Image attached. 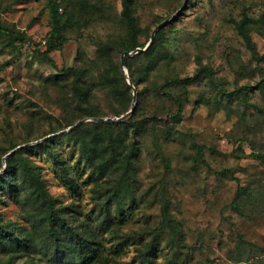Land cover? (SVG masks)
Here are the masks:
<instances>
[{
  "label": "rangeland",
  "instance_id": "obj_1",
  "mask_svg": "<svg viewBox=\"0 0 264 264\" xmlns=\"http://www.w3.org/2000/svg\"><path fill=\"white\" fill-rule=\"evenodd\" d=\"M80 2L82 9L89 11V24L81 31L70 29L64 47L50 52L53 64L40 52L46 49L53 28L50 0H0V25L24 32L28 38L11 41L7 33L0 35V62L10 63L0 72V144L20 143L13 148L18 149L59 135L69 127L58 129L68 120H74L73 124L82 119L85 120L80 124L96 121L92 116L76 119V93L71 81L59 73L62 67L80 64L78 56L83 51L92 58L95 41L124 32V0ZM132 3L140 26L146 29L140 36L142 42L147 45L153 30L166 19L162 28L171 37L161 48L149 81L140 84V88L154 80L165 89L167 77L194 74L201 62L210 65L214 80L205 78L188 86L189 99L177 126L186 134L169 141L164 140L163 129L169 110L175 109L173 101L144 92L143 111L149 116L158 114L160 121L154 132L137 137L138 149L130 156L132 164L127 175L134 200L124 187L118 192L124 200V220L117 199L109 202L116 221L111 227L114 231L117 228L121 236L129 234L135 242L127 245L121 258L144 264L138 261V248L145 249L154 240L159 250L158 264L174 259H179L177 264H264V205L257 209L245 205L239 211L231 204L239 186L252 191L257 200L264 198V163L251 155L264 154V59L256 58L264 55V0ZM242 19L250 42L236 27L235 21ZM123 52H116L117 60H121ZM82 64L88 68L87 84L97 82L98 68L88 59ZM144 65L143 58L135 61V68ZM128 71L131 76L129 68ZM131 85L133 95L137 90L136 107L138 89L134 83ZM222 88L235 93L223 94ZM84 104L108 113L105 117L121 115L113 113L118 104L103 88H95ZM132 104L133 100L131 107ZM187 134L203 145L202 156ZM69 144L64 142V158L74 166L78 152L71 151ZM4 156L0 173L7 167ZM30 156L42 165V176L56 206L67 214L65 206L71 205L72 198L55 176L53 161L37 151ZM116 163L108 162L101 171L89 161H79L76 177L82 193L75 204L88 218L114 193L110 186L122 171ZM7 200V204H0V213L26 224L20 205L9 197ZM166 215L178 226L176 230L167 225ZM102 233L110 247L115 232ZM2 255L3 262L7 255ZM13 264L52 263L35 251Z\"/></svg>",
  "mask_w": 264,
  "mask_h": 264
},
{
  "label": "trees",
  "instance_id": "obj_2",
  "mask_svg": "<svg viewBox=\"0 0 264 264\" xmlns=\"http://www.w3.org/2000/svg\"><path fill=\"white\" fill-rule=\"evenodd\" d=\"M50 9L53 20V28L46 41V49L40 51L44 59L54 60L50 52L62 49L70 38V29L81 31L84 25L90 21L89 11L81 7L80 0H50ZM124 32L110 36L107 39L95 41V51L92 58L87 57L83 51L80 53V64L62 67L60 73L65 79L71 81L72 88L77 96L78 115L76 119L86 116L98 117L108 113H103L98 109H92L84 102L92 96L95 88H103L114 98L118 104L113 111L114 114L122 115L131 108L133 100V87L128 82L127 75L122 67V60L116 59V52L134 50L137 47H144L146 44L141 41V34L146 31L138 22L134 13L132 0H124L122 10ZM236 27L250 42V36L246 30L245 20H236ZM261 27L264 28V18ZM162 28V27H161ZM7 33L11 39L26 41L28 38L24 32L10 29L0 25V35ZM171 37L166 36L164 29L158 30L153 42L145 51H140L132 56H125L127 67L130 70L131 78L138 89L139 101L134 111L125 119L112 122L86 121L75 129L63 131L59 135L44 139L35 144L15 149L5 158L7 167L0 173V204H7L9 199L20 205L23 216L27 223H22L17 219L5 218L0 213V264H13L20 257L38 251L46 256L52 264H136V262L125 261L121 254L127 245L134 244L129 234L121 236L119 230L115 231L111 227L113 222L112 210L109 207L114 199H117V207L120 210L122 220L125 218V208L123 198H119L118 192L124 187L125 193H131L133 189L129 181V169L132 164L131 154L137 148V137H143L147 133L154 132L160 117L146 115L141 105V98L144 92H152L156 97H168L174 105V110H169V118L163 129L165 141L172 140L176 135L186 134L177 128L182 119V115L189 99L190 90L188 86L203 81L205 78L214 80V72L210 65L203 64L194 74L181 76L173 74L166 78L167 88L162 89V84H157L154 80L146 83L140 88V84L149 81L150 70L157 65L158 55L166 42ZM145 59V65L135 68V61ZM258 60L264 59V55L256 56ZM88 59L99 70L97 82L87 84L86 74L88 68L82 64ZM10 65L8 61L0 62V72ZM241 90V89H240ZM223 94H234L235 91H228L222 88ZM204 100H208L203 96ZM242 97L243 93H242ZM74 120H68L61 124L62 129L70 126ZM57 130V129H55ZM53 130V131H55ZM190 136L193 145L198 153L204 154L203 145L196 141L192 134ZM64 142L70 143L71 151L77 150L78 159L74 166L69 164L64 158ZM72 142V143H71ZM20 143L12 142L9 146L0 144L1 158L8 154L10 150ZM240 151L244 150L239 146ZM45 154L53 161L56 168L55 176L58 177L66 188L67 193L72 198L71 205L65 206L67 214L56 206L55 198L45 184L43 178L42 165L33 162L31 152ZM254 158L264 163V154L252 152ZM86 160L92 165H96L101 171L104 165L115 164L122 167V171L117 175L114 183L110 186L114 193L108 198L107 204L91 217L83 215V210L76 200L80 199L81 186L76 177L78 174L79 161ZM124 167V168H123ZM222 171L221 173H225ZM92 175V174H91ZM90 175V176H91ZM252 191L243 186H239L236 196L232 201V207L242 211L245 205H250L255 209L264 205V198L256 199L252 197ZM112 197V198H111ZM133 203V201H132ZM247 203V204H246ZM77 222L74 223L72 220ZM165 216V222L174 230L178 226ZM116 234L108 247L104 240H107L102 231ZM120 237V238H119ZM182 237V236H181ZM117 240H119L117 242ZM138 261L144 264H158L157 242L151 240L145 249L138 248ZM2 254H6V260L2 262ZM179 259L169 260L167 264H177Z\"/></svg>",
  "mask_w": 264,
  "mask_h": 264
},
{
  "label": "water",
  "instance_id": "obj_3",
  "mask_svg": "<svg viewBox=\"0 0 264 264\" xmlns=\"http://www.w3.org/2000/svg\"><path fill=\"white\" fill-rule=\"evenodd\" d=\"M167 20H168V19L162 21V22H161L160 24H158V26L153 30V32H152V36H151V39H150L149 43H148L146 46H144V47H140V46H139V47H137V48L134 49V50L124 51V52L122 53V58H121V60H122L123 69H124V71H125V73H126V75H127V78H128V80H129L130 84H133V80H132V78H131V76H130V74H129L128 67H127V64H126V61H125V56H127V55H128V56H132V55H134V54H136V53H138V52H140V51H145V50L150 46V44L153 42L154 37H155L157 31H158L163 25L166 24ZM136 102H137V90L134 89L133 104H132V107L130 108L129 111H127L126 113H124V114H122V115H120V116H116V117H114V116H108V117H105V116H98V117H91V119L96 120V121H101V122H112V121H120V120H123V119H125L129 114H131V113L134 111V109H135V105H136ZM84 120H85V119L79 120L78 122H76L75 124H72L71 126H69L67 129H65V130H63V131H70V130L75 129V128H76V127H77L82 121H84ZM14 150H15V149L11 150L8 154H6V155L4 156V159L7 157V155H9L10 153H12Z\"/></svg>",
  "mask_w": 264,
  "mask_h": 264
}]
</instances>
